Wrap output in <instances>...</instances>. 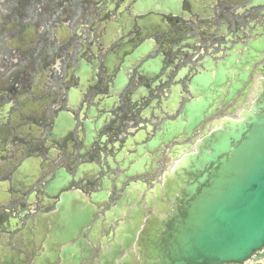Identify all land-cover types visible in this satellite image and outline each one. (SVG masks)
<instances>
[{
    "label": "flooded vegetation",
    "instance_id": "obj_1",
    "mask_svg": "<svg viewBox=\"0 0 264 264\" xmlns=\"http://www.w3.org/2000/svg\"><path fill=\"white\" fill-rule=\"evenodd\" d=\"M260 39L264 0H0V264L44 254L34 242L47 240L62 194L81 190L92 209L97 182L90 172L76 178L106 146L125 155L124 141L177 120L197 76L218 64L248 76L242 100L214 112L246 107L264 73L248 60ZM176 154L169 142L128 156L145 158L155 176Z\"/></svg>",
    "mask_w": 264,
    "mask_h": 264
},
{
    "label": "water",
    "instance_id": "obj_2",
    "mask_svg": "<svg viewBox=\"0 0 264 264\" xmlns=\"http://www.w3.org/2000/svg\"><path fill=\"white\" fill-rule=\"evenodd\" d=\"M254 48L248 60L253 57L254 62L259 63L264 40L260 39ZM229 68L227 64L226 69L218 64L210 69L213 77L212 73L205 72L197 76L192 83L194 98L185 104L177 120L163 125L155 137L146 133L130 145L124 142L121 151L151 153L169 142L191 138L203 122L214 115L215 105L221 101L224 105L231 104L248 80V76L230 77ZM230 81L234 85L227 94ZM262 84V90L240 119L224 120L213 130L206 129L194 150L179 158L175 174L169 177L175 180L169 199L177 192L172 210L166 203L171 213L162 223L167 212L159 211L146 236L142 233L147 225V220L142 219L146 214L139 211L136 215L138 210L135 209L140 204L134 203L130 193L133 179L150 175L137 169L145 160L136 162L135 156L126 157L117 146H108L105 152H99L100 163L88 177L101 187L91 196L92 209L81 203L74 192L62 194L58 205L61 211L56 213L55 225L53 222L50 225L49 238L42 243L34 242L45 251L57 249L60 252L47 264L91 261L94 251L88 241H92L93 247L98 246L95 236L103 213L105 228L114 229L115 236L95 263L131 264L130 258L136 254L133 248L143 239L144 244L143 241L140 244L147 252L140 251V259L144 264H264V79ZM183 148L190 151L192 146L187 144ZM80 172H83L82 167L78 175ZM85 178L81 174L76 181ZM66 184L62 181L60 189L66 188ZM147 187L143 185L145 190ZM137 190L139 196L140 187ZM112 193L113 198L109 199ZM147 202L150 206L149 197ZM108 207L110 210H106ZM96 212L100 214L98 221L94 220ZM132 260L139 262L135 255Z\"/></svg>",
    "mask_w": 264,
    "mask_h": 264
}]
</instances>
